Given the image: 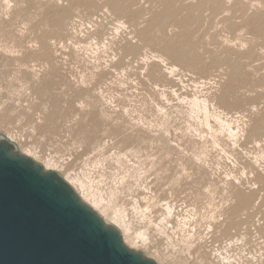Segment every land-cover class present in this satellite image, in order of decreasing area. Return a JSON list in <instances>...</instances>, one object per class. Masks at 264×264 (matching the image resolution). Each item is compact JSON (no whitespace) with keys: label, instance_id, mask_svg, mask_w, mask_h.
Listing matches in <instances>:
<instances>
[{"label":"rangeland","instance_id":"obj_1","mask_svg":"<svg viewBox=\"0 0 264 264\" xmlns=\"http://www.w3.org/2000/svg\"><path fill=\"white\" fill-rule=\"evenodd\" d=\"M0 138L164 264H264V0H0Z\"/></svg>","mask_w":264,"mask_h":264},{"label":"water","instance_id":"obj_2","mask_svg":"<svg viewBox=\"0 0 264 264\" xmlns=\"http://www.w3.org/2000/svg\"><path fill=\"white\" fill-rule=\"evenodd\" d=\"M0 264H158L56 171L0 138Z\"/></svg>","mask_w":264,"mask_h":264},{"label":"bare ground","instance_id":"obj_3","mask_svg":"<svg viewBox=\"0 0 264 264\" xmlns=\"http://www.w3.org/2000/svg\"><path fill=\"white\" fill-rule=\"evenodd\" d=\"M213 1V0H212ZM224 11V10H223ZM23 154H25V155H27V156H29V157H31L32 159H34L36 162H38V160L31 154V153H26V152H22ZM39 163V162H38ZM43 166H44V168L46 169V170H52V171H56V170H54L52 167H51V165L50 164H48L47 163V165L45 164H42ZM57 173H58V171H56ZM75 190H76V192L79 194V196H80V198L85 202V203H87L90 207H92L108 224H111V225H113V226H115L121 233H122V236H123V240H124V242H125V244L128 246V247H130L131 249H133V250H136V251H138V243H139V241L140 240H142L141 242H142V244H144V245H146V242H147V237L145 236V234L143 233V232H138V233H133L132 231H131V228H130V225H128L126 222H125V220H124V218H123V215H121V213H119V212H114V210L112 211V212H110L109 211V209H112L111 207L108 209L103 203H102V200L100 201L99 199L100 198H98L95 194V197H94V195H93V197H94V199H90V198H88L84 193H82V192H80V190H79V186L77 187L76 186V184H75V181H73V180H71L69 177H66V176H63V175H61ZM82 185V187L84 186V184H81ZM81 187V188H82ZM85 188V187H84ZM83 189V188H82ZM92 197V198H93ZM96 197H97V199H96ZM107 206H108V204H107ZM114 209V208H113ZM164 220V219H163ZM162 221V220H161ZM161 227H162V225H161ZM160 228V227H159ZM165 228V227H164ZM167 228V227H166ZM191 245V244H190ZM261 249V248H260ZM254 250V249H253ZM260 251H262V250H260ZM144 254V253H143ZM197 254V253H196ZM144 255H146V254H144ZM147 257H149V258H152V259H154L158 264H164V260L163 259H161L159 256H148V255H146ZM224 256V255H223ZM226 256V255H225ZM222 257L221 259H220V261L223 263V264H225L226 262H227V260H226V262H224V260L225 259H228L227 257L228 256H226V257ZM230 256V255H229ZM262 257V256H261ZM230 258H232V257H230ZM201 260V259H200ZM229 260H231V259H228V262H229ZM176 261H178V262H176V263H174V264H182V262H180L179 260H176ZM204 261V260H203ZM210 261V260H209ZM202 262V261H201ZM227 262V263H228ZM232 263V262H231ZM228 264H230V263H228Z\"/></svg>","mask_w":264,"mask_h":264}]
</instances>
